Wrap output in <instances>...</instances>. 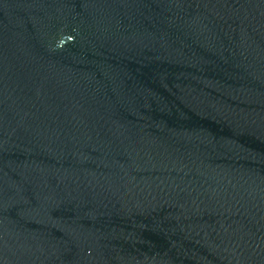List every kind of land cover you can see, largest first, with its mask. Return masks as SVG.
Here are the masks:
<instances>
[{"label":"water","instance_id":"obj_1","mask_svg":"<svg viewBox=\"0 0 264 264\" xmlns=\"http://www.w3.org/2000/svg\"><path fill=\"white\" fill-rule=\"evenodd\" d=\"M0 264H264V0H0Z\"/></svg>","mask_w":264,"mask_h":264}]
</instances>
